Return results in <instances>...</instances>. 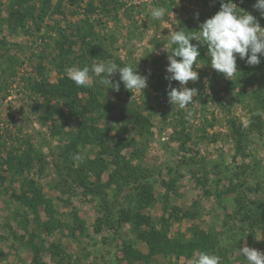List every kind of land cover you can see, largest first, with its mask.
I'll return each instance as SVG.
<instances>
[{
	"label": "rangeland",
	"instance_id": "374dc122",
	"mask_svg": "<svg viewBox=\"0 0 264 264\" xmlns=\"http://www.w3.org/2000/svg\"><path fill=\"white\" fill-rule=\"evenodd\" d=\"M88 1L58 11L52 0L35 23L5 22L0 1V264H190L200 252L247 264L243 246L264 252V57L238 58L230 80L201 46L186 85L197 95L181 109L167 95L180 85L166 79V35L199 30L220 0H116L108 19L89 17L94 45ZM234 2L264 27L255 0ZM106 61L137 65L147 87L131 92L117 73L108 89L90 72L94 100L78 117L58 84Z\"/></svg>",
	"mask_w": 264,
	"mask_h": 264
},
{
	"label": "clouds",
	"instance_id": "9594fccd",
	"mask_svg": "<svg viewBox=\"0 0 264 264\" xmlns=\"http://www.w3.org/2000/svg\"><path fill=\"white\" fill-rule=\"evenodd\" d=\"M253 7L264 18V0H255ZM165 11L162 6L154 8L151 12L152 19L159 20ZM166 36L168 40L167 45L163 44L164 50L171 48V51L165 50L169 61L166 71L170 74L166 79L178 81L180 85L176 88L170 84L167 95L169 102L181 109L194 103L193 98L197 95L195 88L186 85L199 78L193 65L196 67L201 46L207 48V55L211 58L210 66L230 80L238 72V58L245 60L249 66H256L261 63V57H264V27H261L253 14L239 8L234 0H220L219 10L200 23L199 30H173ZM193 41L198 43L194 44ZM90 72L97 76L103 74L99 83L108 89L119 91L120 83L109 79L117 73L125 88L131 92H142L147 87V77L137 71V65L134 68L130 63L121 67L114 61H106L82 68L70 67L67 69V76L78 87L89 86ZM239 252L247 264H264V252L247 245L239 249ZM190 264H221V261L214 253L200 252L193 257Z\"/></svg>",
	"mask_w": 264,
	"mask_h": 264
},
{
	"label": "trees",
	"instance_id": "16d2710c",
	"mask_svg": "<svg viewBox=\"0 0 264 264\" xmlns=\"http://www.w3.org/2000/svg\"><path fill=\"white\" fill-rule=\"evenodd\" d=\"M1 1V0H0ZM34 1L37 0H7V19L5 20V22H9L8 19H11L14 16H21V20L25 21L23 18L27 17L29 20L31 19L34 23H35V16L37 14V16L39 18H42L47 12V10L49 9V4H53L51 1L52 0H40L39 3V7L36 6V4L34 3ZM66 1L68 4H79L82 0H56L55 5H57L58 7V11L62 10L63 7V2ZM96 3H94L93 0H89L88 2H86V7H85V15L86 17H83L85 19H82L81 22H87L86 26H88V35H86V37L88 36L89 39V44L92 43L94 45V43H96V41L99 39L96 35L93 34V29H92V24L89 23V17L90 15H94V17L97 16H105V19H108L107 17H110L113 15V9L114 10H120L122 8V6L116 5L117 1L116 0H95ZM244 1H252V0H244ZM2 4L0 2V11L2 10ZM38 8V9H37ZM17 18V17H16ZM23 23V22H22ZM20 24V22H19ZM85 24L81 23L79 24V26H84ZM94 25V24H93ZM77 35L80 34V31L76 32ZM75 45L77 44L76 40H74ZM96 45V44H95ZM59 86L63 85L70 87L71 92H69L68 94L65 95V91H61L60 93L56 94L58 95V97L61 96H67L69 97V99H71V103L69 105L70 109L72 112L75 111V113H77L78 117L79 114L82 115L85 111L88 110V107L91 105V103H93L92 97V93H91V86H77L74 85H67V84H63L60 83L58 84ZM64 90V89H62ZM79 93H83V94H87V104H81V106L77 105L78 101H77V95ZM79 106V107H76ZM79 112V113H78ZM20 161H18L19 163ZM143 193H145V190H142ZM147 197H142L141 195L138 196V200L137 202L139 203V205L141 204V206H143L142 204H144L145 202H147V198L149 197V194L146 195ZM40 195H38V193L33 192V195H31L30 197H27V203L30 206H34L35 204L39 203L40 200ZM145 201L144 203H142V201ZM118 222H120V220H118ZM194 245V244H193ZM195 246V245H194ZM148 247L150 252H154V243H152L150 240H148ZM194 248V247H192Z\"/></svg>",
	"mask_w": 264,
	"mask_h": 264
}]
</instances>
